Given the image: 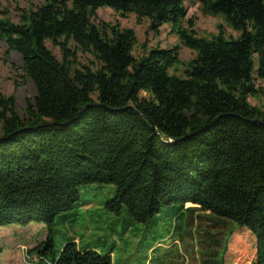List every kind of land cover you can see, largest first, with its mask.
Listing matches in <instances>:
<instances>
[{
  "label": "trees",
  "instance_id": "trees-1",
  "mask_svg": "<svg viewBox=\"0 0 264 264\" xmlns=\"http://www.w3.org/2000/svg\"><path fill=\"white\" fill-rule=\"evenodd\" d=\"M196 1L239 35L225 37L219 25L198 36L183 0H47L17 23L0 16V41L19 53L35 90L24 116L0 92V226L50 224L79 185L109 182L108 208L125 205L138 221L172 204L234 221L232 236L252 239L250 264H264V108L248 101L255 77L264 81V0ZM102 6L147 18L154 31L169 23L195 52L185 75L168 72L178 46L136 58L133 29L95 25ZM46 41L60 45L61 60ZM70 41L99 67L72 65ZM41 243L26 251L42 260L51 236ZM45 264L112 262L68 240Z\"/></svg>",
  "mask_w": 264,
  "mask_h": 264
},
{
  "label": "rangeland",
  "instance_id": "rangeland-1",
  "mask_svg": "<svg viewBox=\"0 0 264 264\" xmlns=\"http://www.w3.org/2000/svg\"><path fill=\"white\" fill-rule=\"evenodd\" d=\"M46 1L0 0V16L5 15L17 23L23 11L36 9ZM183 4L187 10L186 18L193 19V29L198 36L211 37L218 32L219 25L225 37L239 35L240 31L227 25L221 14L201 12L196 0H183ZM92 22L133 29L132 54L136 58L152 48L178 46L179 61L168 68L169 74L183 77L188 61L195 55L176 33L171 32L169 23L154 31L147 18L138 21L134 13L121 14L107 6L96 9ZM46 46L57 59H62L60 45L46 41ZM68 48L73 53L72 65L91 69L99 67L90 51L71 41ZM254 84L258 92L250 95L248 101L264 108V81L255 77ZM0 92L14 95L16 109L22 116L26 102L35 95L33 83L22 70L19 53L7 51L3 41H0ZM77 191L78 199L71 208L57 214L50 224L30 222L0 226V264L48 263L68 240H73L79 250L92 249L110 255L112 264H250L254 255L248 234L240 236L237 231L232 236L231 231L236 226L234 221L197 208L186 209L189 204H185V208L175 204L161 206L145 221H138L127 213L125 205L116 211L108 208L107 203L115 193L112 183H86L79 185ZM48 235L52 247L45 251V259L39 258L43 256L40 253L26 251L42 244ZM43 246L40 245L39 249ZM230 248L232 255H229Z\"/></svg>",
  "mask_w": 264,
  "mask_h": 264
},
{
  "label": "water",
  "instance_id": "water-1",
  "mask_svg": "<svg viewBox=\"0 0 264 264\" xmlns=\"http://www.w3.org/2000/svg\"><path fill=\"white\" fill-rule=\"evenodd\" d=\"M143 117H144V116H143ZM146 119H148V120L150 121V119H149V118H146ZM150 123H151V125H152V126H154V127H155V125H154V123H153V122H151V121H150Z\"/></svg>",
  "mask_w": 264,
  "mask_h": 264
}]
</instances>
